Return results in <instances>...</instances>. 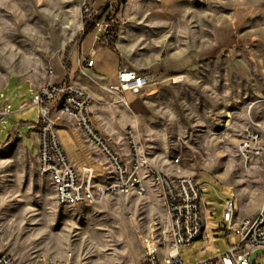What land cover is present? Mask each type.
Returning <instances> with one entry per match:
<instances>
[{
    "label": "rangeland",
    "instance_id": "1",
    "mask_svg": "<svg viewBox=\"0 0 264 264\" xmlns=\"http://www.w3.org/2000/svg\"><path fill=\"white\" fill-rule=\"evenodd\" d=\"M105 1L0 0V111L6 98L11 102L10 116L0 119V253L13 255L18 264L39 256L65 264H146L145 239L153 233L161 240L167 226L164 198L152 182L144 195L132 192L94 205L62 206L39 169L38 110L30 84L63 80L57 60L67 63L87 35L86 23L93 24L87 8L101 12ZM107 1L114 5L117 42L96 46V68L102 61L113 66V81L122 54L134 68L188 51L193 62L182 71L166 64L169 71L157 77L145 72L155 78L140 94L142 111L132 104L137 94H126L131 110L112 89L114 83L84 75L82 83L96 96L92 118L127 161L131 130L166 174H187L203 183L205 235L180 252L188 264L215 258L229 247L224 199H237L241 218L255 216L264 203V166L256 158L245 171L239 152L246 126L264 128V0ZM63 118L76 128L72 118ZM84 142L105 164L99 149ZM161 256H167L166 249ZM255 258L264 264V250L256 251Z\"/></svg>",
    "mask_w": 264,
    "mask_h": 264
},
{
    "label": "built area",
    "instance_id": "2",
    "mask_svg": "<svg viewBox=\"0 0 264 264\" xmlns=\"http://www.w3.org/2000/svg\"><path fill=\"white\" fill-rule=\"evenodd\" d=\"M90 13L94 29V45L81 61L82 69L95 63L96 44L112 46L117 37L113 18L114 5L105 1L101 12ZM51 75L53 65H48ZM154 76L132 67H123L118 72L117 84L112 86L125 98L132 91L140 95ZM3 96V94H2ZM96 96L85 85L64 80L46 82L33 91L32 105L37 107L36 140L39 147L38 162L42 175L48 177L56 191L59 205H94L110 195L136 192L147 194V183L152 182L160 190L167 208V226L158 240L152 233L144 241L146 264H188L181 256L182 246H189L205 235L207 228L204 185L195 176L178 174L170 176L157 167L141 147L133 132L129 130L128 145L130 160L120 155L101 134L92 119L91 105ZM11 102L7 101L0 119L10 116ZM75 122L80 133L95 145L106 160L100 163L101 170L95 173L81 170L70 156L60 134L67 127L61 116ZM68 128V127H67ZM239 152L244 160L245 171H250L259 158L264 166V128L246 126L243 129ZM179 161V160H178ZM239 203L233 197L224 199V232L229 241L225 252L212 259L194 264H253L252 256L264 250V203L255 216L239 217ZM167 250L162 258L161 250ZM258 263V258H255ZM0 264H18L13 255L0 253ZM30 264H65L63 260L50 261L39 256Z\"/></svg>",
    "mask_w": 264,
    "mask_h": 264
},
{
    "label": "crops",
    "instance_id": "3",
    "mask_svg": "<svg viewBox=\"0 0 264 264\" xmlns=\"http://www.w3.org/2000/svg\"><path fill=\"white\" fill-rule=\"evenodd\" d=\"M91 34L92 35V39L91 41L88 40V35ZM87 34L82 41L78 44L77 46V53L74 52L76 51V49L74 51H72L69 54V57L66 58L67 63L65 64L64 61L60 58L57 60V62L60 64V66H62V69L64 71V76H63V80H69L72 82H78V83H82V81H86V77H88L89 79H92L94 81L97 82H104V83H114L117 84V80H118V72L121 68L123 67H131L129 66L128 63L125 62L124 60V55H121V59L120 61L115 65V70H116V81H113V71H114V67L111 66L110 67H106L105 62L102 61L99 64V67L96 68L97 65V55L98 52L96 50V55H95V63L94 66L92 67H84L85 70L82 69L81 66V61L83 60V58L88 55L90 49L92 48V46L94 45V35L93 32ZM117 42V41H116ZM85 45V46H84ZM98 44L95 45V49L96 46ZM104 45V44H102ZM122 45V44H121ZM107 46V45H106ZM121 48V46H120ZM114 50H117V47H113ZM124 50V52H128V50L126 49V47L124 45H122V48ZM76 53L77 54V62L76 64H74V59L72 57V54ZM190 57V51L186 52V53H182L181 55H175V56H168L165 58H162L160 61L158 62H153V63H149V64H135V69H137L138 71H141L142 73L145 72H153L154 75L157 77L158 74H162L163 71L168 72L169 70L165 69V65L168 64L169 66H176V68H179V71L184 70L185 68H188L193 60ZM134 68V67H132ZM177 72V71H176ZM54 75V74H53ZM86 77H85V76ZM14 79H18L20 82H24L21 79L14 78ZM62 82L61 81V77H59L57 80H55L54 78H51L50 80H47L41 84H44L46 82ZM39 84V85H41ZM19 82L16 83V86L18 87ZM37 86H34L32 84H30V88L31 91L33 93V91L35 90ZM85 85V84H83ZM86 86V85H85ZM127 92L125 93V98L127 100V105L128 107L132 110V107L130 106V102L128 101L127 97H126ZM4 96V95H3ZM141 97L144 98V96H133L132 98V104L136 109L139 110H144L143 106L141 104H139V101L141 100ZM7 98L4 101L3 104V108L5 103L7 102ZM146 102V101H144ZM63 118V116H61ZM93 119V118H92ZM64 123H66L65 119L63 118ZM94 121V120H93ZM67 124V123H66ZM68 127V128H67ZM67 127L62 126L60 128V134L61 137L63 139V142L70 154V156L75 160V162L77 163V165L79 167H82L84 164H91V165H95L97 163H99L98 161H96V159L93 156V152L92 150L86 145V143L84 142L85 137L80 133V131L77 128H71L69 127V125L67 124ZM34 134L36 135V133L34 132ZM206 208H208V205L206 206ZM224 208V207H223ZM207 218V217H206Z\"/></svg>",
    "mask_w": 264,
    "mask_h": 264
},
{
    "label": "bare ground",
    "instance_id": "4",
    "mask_svg": "<svg viewBox=\"0 0 264 264\" xmlns=\"http://www.w3.org/2000/svg\"><path fill=\"white\" fill-rule=\"evenodd\" d=\"M101 165L99 163L95 164V165H91V164H84L82 167H80L81 170L84 171H90L95 173L98 170H101Z\"/></svg>",
    "mask_w": 264,
    "mask_h": 264
},
{
    "label": "trees",
    "instance_id": "5",
    "mask_svg": "<svg viewBox=\"0 0 264 264\" xmlns=\"http://www.w3.org/2000/svg\"><path fill=\"white\" fill-rule=\"evenodd\" d=\"M93 24L91 22H87L85 25L84 33H92L93 32ZM1 146V145H0Z\"/></svg>",
    "mask_w": 264,
    "mask_h": 264
},
{
    "label": "water",
    "instance_id": "6",
    "mask_svg": "<svg viewBox=\"0 0 264 264\" xmlns=\"http://www.w3.org/2000/svg\"><path fill=\"white\" fill-rule=\"evenodd\" d=\"M125 1V0H124ZM256 263V260L255 259H253V264H255Z\"/></svg>",
    "mask_w": 264,
    "mask_h": 264
}]
</instances>
